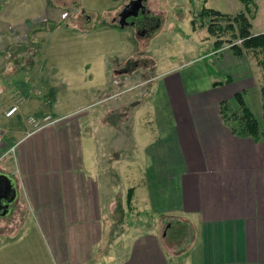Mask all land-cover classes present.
Instances as JSON below:
<instances>
[{
    "label": "crops",
    "instance_id": "obj_1",
    "mask_svg": "<svg viewBox=\"0 0 264 264\" xmlns=\"http://www.w3.org/2000/svg\"><path fill=\"white\" fill-rule=\"evenodd\" d=\"M237 63L253 75L250 65L247 71ZM177 70L159 76L157 104H147L151 81L132 86L136 70L122 71L125 87L115 90V68L107 99L74 111L58 101L49 110L45 89L34 86L36 98L19 106V118L59 119L37 130L29 121L18 130L6 127L12 116L5 112L17 103L0 102L2 151L16 147L0 160V172L15 179L17 213L37 219L56 264H89L105 236H116L122 195L134 210L124 216L136 218L135 229H149L132 235L113 264H264V137L234 134L220 111L223 100L241 90L245 96L258 82L247 77L230 89L215 80L189 91ZM175 219L193 235L179 253L161 232Z\"/></svg>",
    "mask_w": 264,
    "mask_h": 264
},
{
    "label": "rangeland",
    "instance_id": "obj_2",
    "mask_svg": "<svg viewBox=\"0 0 264 264\" xmlns=\"http://www.w3.org/2000/svg\"><path fill=\"white\" fill-rule=\"evenodd\" d=\"M125 1L0 0V84L8 85L4 86L0 102L8 98L22 106L30 97L36 98L31 88L37 86L45 89L42 96L51 102L49 110L53 112L57 101L71 111L82 103L99 104L107 99L105 95H110L104 90L110 87L115 68V90L124 89L121 72L132 60L131 70H136V75L131 77L132 86L151 81L145 85L147 104L160 101L158 88H162V79L158 78L170 69H178L189 91L206 89L215 80L222 81L224 88L232 89L239 87L245 78H254L258 84L244 90L245 100L264 130L261 55L245 50L235 57L237 54L230 44L216 54V37L210 35L207 27L200 26L199 19L196 29L192 24L204 6L235 15L245 9L241 0H148L152 14L161 18V26L151 37L111 24L112 16ZM255 4L252 28L254 33H260L264 32V0H255ZM82 10L90 13V22H86ZM236 60L237 66L243 65L246 69L251 66L253 75L237 70ZM244 74L247 76L243 77ZM92 99L96 100L91 102ZM233 108H237L236 104ZM19 113L9 119L6 127L18 130L26 127L28 121L31 123L30 117L34 115L19 118ZM5 153L1 150L2 155ZM119 195L117 200L121 199ZM19 200L11 215L0 216V264H56L52 244L39 228L37 219L26 216L23 211L17 213ZM124 200L122 195L116 209L117 220L113 223L116 236H105L89 264H113L115 258L120 260L130 237L146 229H135L138 223L133 219L136 218L124 216L126 212H134L127 209ZM188 230L186 224L175 219L173 224L164 222L161 232L179 253L193 239Z\"/></svg>",
    "mask_w": 264,
    "mask_h": 264
},
{
    "label": "trees",
    "instance_id": "obj_3",
    "mask_svg": "<svg viewBox=\"0 0 264 264\" xmlns=\"http://www.w3.org/2000/svg\"><path fill=\"white\" fill-rule=\"evenodd\" d=\"M245 9L235 15L224 13L220 10L204 6L193 18V28H197V23L201 27H207L211 36H215L214 53L218 54L223 47L230 44V48L237 55H242L245 50H254L260 54L259 64L264 73V32L254 33L252 30L255 12L253 6L255 0H241ZM256 5V4H255ZM237 40H239L238 43ZM255 52V53H256ZM230 81V79H228ZM217 83V82H215ZM262 106L264 115V84L261 86ZM236 104V109L233 105ZM221 116L232 132L241 137H251L257 141L263 138L262 130L258 117L247 104L244 92H236L233 100H223L220 105ZM134 189L129 190V203L133 196Z\"/></svg>",
    "mask_w": 264,
    "mask_h": 264
},
{
    "label": "flooded vegetation",
    "instance_id": "obj_4",
    "mask_svg": "<svg viewBox=\"0 0 264 264\" xmlns=\"http://www.w3.org/2000/svg\"><path fill=\"white\" fill-rule=\"evenodd\" d=\"M131 1L132 0H126L124 2L122 7L114 14V16H112L111 24L121 30L130 28L140 36L151 37L157 28L161 26V18L155 14H152L147 5L148 0L143 1L144 6L138 11L136 15L137 11L135 9V4L133 6L127 7ZM82 13L84 14L86 22H90L92 18L90 13L86 12L85 10H82ZM137 63L138 62H134V64ZM132 64V60L128 61L122 70H131ZM11 210H13V208ZM1 212L2 211H0V216H2Z\"/></svg>",
    "mask_w": 264,
    "mask_h": 264
},
{
    "label": "water",
    "instance_id": "obj_5",
    "mask_svg": "<svg viewBox=\"0 0 264 264\" xmlns=\"http://www.w3.org/2000/svg\"><path fill=\"white\" fill-rule=\"evenodd\" d=\"M144 0H132L127 7L135 4L136 15L138 11L143 8ZM18 198V188L13 177L6 173L0 172V211L2 216L7 215L11 210V205Z\"/></svg>",
    "mask_w": 264,
    "mask_h": 264
},
{
    "label": "built area",
    "instance_id": "obj_6",
    "mask_svg": "<svg viewBox=\"0 0 264 264\" xmlns=\"http://www.w3.org/2000/svg\"><path fill=\"white\" fill-rule=\"evenodd\" d=\"M5 91V87L0 84V96ZM19 110V105L14 104L12 105L6 112L5 115L7 117L13 116L17 111ZM59 121L58 118H54L51 114H46L41 119H38L37 117L31 116L30 122L33 124L34 129L37 130L40 128H43L45 126L54 125ZM4 128L0 125V152L4 145ZM15 146L11 147L9 150L6 151V154L14 153L15 152ZM2 155V156H4ZM2 156H0V160L2 159Z\"/></svg>",
    "mask_w": 264,
    "mask_h": 264
},
{
    "label": "bare ground",
    "instance_id": "obj_7",
    "mask_svg": "<svg viewBox=\"0 0 264 264\" xmlns=\"http://www.w3.org/2000/svg\"><path fill=\"white\" fill-rule=\"evenodd\" d=\"M4 140H5V133H4ZM3 147H4V145H3ZM3 147H2V148H3ZM1 150H2V149H1ZM1 155H2V154H1V152H0V156H1Z\"/></svg>",
    "mask_w": 264,
    "mask_h": 264
}]
</instances>
